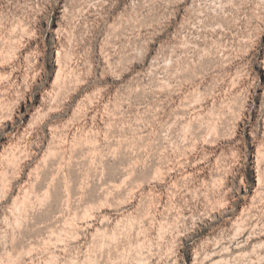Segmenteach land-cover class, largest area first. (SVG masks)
Wrapping results in <instances>:
<instances>
[{"label": "rangeland", "instance_id": "1", "mask_svg": "<svg viewBox=\"0 0 264 264\" xmlns=\"http://www.w3.org/2000/svg\"><path fill=\"white\" fill-rule=\"evenodd\" d=\"M0 264H264V0H0Z\"/></svg>", "mask_w": 264, "mask_h": 264}, {"label": "bare ground", "instance_id": "2", "mask_svg": "<svg viewBox=\"0 0 264 264\" xmlns=\"http://www.w3.org/2000/svg\"><path fill=\"white\" fill-rule=\"evenodd\" d=\"M127 226V225H126ZM91 227V226H90ZM89 228V227H88ZM88 230V229H87ZM102 244V243H101ZM139 247V246H138Z\"/></svg>", "mask_w": 264, "mask_h": 264}]
</instances>
